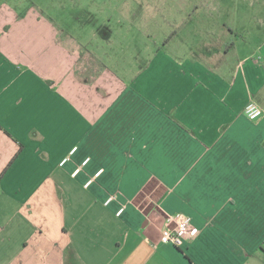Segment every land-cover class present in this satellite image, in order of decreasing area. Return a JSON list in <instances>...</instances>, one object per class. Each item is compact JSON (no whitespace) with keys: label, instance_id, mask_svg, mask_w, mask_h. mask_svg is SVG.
<instances>
[{"label":"crops","instance_id":"obj_1","mask_svg":"<svg viewBox=\"0 0 264 264\" xmlns=\"http://www.w3.org/2000/svg\"><path fill=\"white\" fill-rule=\"evenodd\" d=\"M139 3L0 0V264H264V0Z\"/></svg>","mask_w":264,"mask_h":264},{"label":"rangeland","instance_id":"obj_2","mask_svg":"<svg viewBox=\"0 0 264 264\" xmlns=\"http://www.w3.org/2000/svg\"><path fill=\"white\" fill-rule=\"evenodd\" d=\"M132 3L140 2V10L150 18L169 25L174 19H183V26H196L203 28H217L219 17L215 15L218 10L217 0H130ZM253 5L259 6V4ZM256 7V6H255ZM255 11L258 12V9ZM254 12V11H253ZM175 14V16L173 15ZM159 15L161 17H159ZM172 18V19H171ZM150 26V24H149Z\"/></svg>","mask_w":264,"mask_h":264},{"label":"built area","instance_id":"obj_3","mask_svg":"<svg viewBox=\"0 0 264 264\" xmlns=\"http://www.w3.org/2000/svg\"><path fill=\"white\" fill-rule=\"evenodd\" d=\"M245 114L247 117L251 120H256L260 118L264 114V109L255 101H250L247 103L245 106ZM77 147H75L72 150V153L76 151ZM68 157L62 160L61 164H65L68 161ZM90 158H87L83 165L86 164ZM82 166H79L76 168L74 175L78 174L81 170ZM103 172V169H100L97 172V175L101 174ZM93 179H90L87 183L89 185L92 182ZM114 196H111L107 202H110ZM124 208H121L118 211V214H121ZM168 221H171L174 223L172 226H167L163 228L161 232L160 239L163 243L165 244H171L177 247L182 246L185 241L188 238H191L193 236H196L199 233V230L197 227H195L193 224L190 222V218L181 215L180 213L170 215L168 217Z\"/></svg>","mask_w":264,"mask_h":264}]
</instances>
